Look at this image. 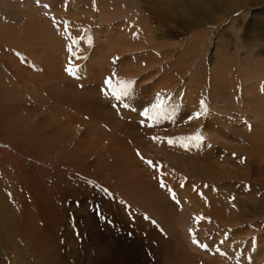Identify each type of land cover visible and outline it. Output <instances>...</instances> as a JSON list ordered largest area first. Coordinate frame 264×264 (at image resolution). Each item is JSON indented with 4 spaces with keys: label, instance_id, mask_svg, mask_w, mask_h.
I'll use <instances>...</instances> for the list:
<instances>
[{
    "label": "rangeland",
    "instance_id": "374dc122",
    "mask_svg": "<svg viewBox=\"0 0 264 264\" xmlns=\"http://www.w3.org/2000/svg\"><path fill=\"white\" fill-rule=\"evenodd\" d=\"M0 197V264H264V0H0Z\"/></svg>",
    "mask_w": 264,
    "mask_h": 264
},
{
    "label": "bare ground",
    "instance_id": "6f19581e",
    "mask_svg": "<svg viewBox=\"0 0 264 264\" xmlns=\"http://www.w3.org/2000/svg\"><path fill=\"white\" fill-rule=\"evenodd\" d=\"M214 13L217 14V12H214ZM217 17H218V15H217ZM108 28H109V27H108ZM109 29H110V28H109ZM107 30H108V29H106L105 32H106ZM108 31H109V30H108ZM112 31H113V30H110V31L108 32V34L111 33ZM114 34H115V33H114ZM121 35H122V34H121ZM123 37H124V35L122 36V38H123ZM124 38H125V37H124ZM251 70H253V69H251ZM257 70H258V69H257ZM249 71H250V70H249ZM255 73H256V72H254V74H255ZM246 74H248V73H246ZM250 75H251V74H250ZM250 75H248V76H250ZM255 75H257V73H256ZM248 79H250V78H248ZM244 80H245V79H244ZM251 80H252V79H251ZM231 81H232V79H231ZM227 83H228V82H227ZM247 83H248V84H247L246 86H249V87H251V88H253V89L255 88V87H254L255 85H254V82H253V81H251V82H247ZM255 83H256V82H255ZM251 90H252V89H251ZM245 92H246V91H245ZM248 92H249V91H248ZM246 95H247V94H246ZM247 96H248V95H247ZM246 100H247V99H246ZM117 155H118V154H117ZM0 198H1V197H0ZM2 198H3V197H2ZM0 201H1V199H0ZM2 201H3V200H2ZM2 201H1V203H3Z\"/></svg>",
    "mask_w": 264,
    "mask_h": 264
},
{
    "label": "snow or ice",
    "instance_id": "6c2138e0",
    "mask_svg": "<svg viewBox=\"0 0 264 264\" xmlns=\"http://www.w3.org/2000/svg\"><path fill=\"white\" fill-rule=\"evenodd\" d=\"M38 2H39V0H38ZM89 43H91V41H89ZM69 71H71V69H69ZM129 87H130V85H129ZM124 94H127V93L125 92ZM117 98H119V97H117ZM197 115H199V113ZM149 163H151V161H149Z\"/></svg>",
    "mask_w": 264,
    "mask_h": 264
}]
</instances>
